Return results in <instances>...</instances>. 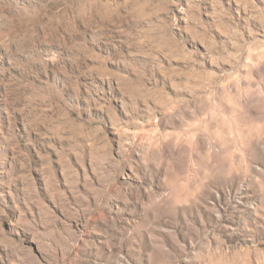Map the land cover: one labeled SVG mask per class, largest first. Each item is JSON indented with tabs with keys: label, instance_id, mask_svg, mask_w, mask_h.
Instances as JSON below:
<instances>
[{
	"label": "rangeland",
	"instance_id": "obj_1",
	"mask_svg": "<svg viewBox=\"0 0 264 264\" xmlns=\"http://www.w3.org/2000/svg\"><path fill=\"white\" fill-rule=\"evenodd\" d=\"M0 264H264V0H0Z\"/></svg>",
	"mask_w": 264,
	"mask_h": 264
}]
</instances>
